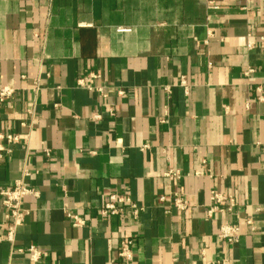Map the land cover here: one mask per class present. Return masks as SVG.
<instances>
[{
  "label": "crops",
  "instance_id": "1",
  "mask_svg": "<svg viewBox=\"0 0 264 264\" xmlns=\"http://www.w3.org/2000/svg\"><path fill=\"white\" fill-rule=\"evenodd\" d=\"M262 38L264 0H0V135L17 138L0 139V190L27 172L38 193L0 264H118L124 237L135 264H264ZM109 193L139 219L100 218Z\"/></svg>",
  "mask_w": 264,
  "mask_h": 264
},
{
  "label": "built area",
  "instance_id": "2",
  "mask_svg": "<svg viewBox=\"0 0 264 264\" xmlns=\"http://www.w3.org/2000/svg\"><path fill=\"white\" fill-rule=\"evenodd\" d=\"M119 32H126L127 29H118ZM264 40V38H262ZM252 46V42L248 44V47ZM90 79H95L97 76L91 74ZM84 81L78 80V84L82 86ZM179 85L184 88L185 93H187V85L184 78L180 79ZM90 88V87H88ZM101 92V90H98ZM11 94V90L7 88L0 89V101L5 100ZM0 139H4L7 144L14 143L17 138L10 135H0ZM8 153L5 148L0 145V163L3 157ZM28 176L27 172L23 173V178L15 182L12 188L0 190V202L4 207L5 213V228L0 232V242L5 241L9 244H13L15 240V233L19 226L22 225L27 212L22 209V200L26 196H32L37 198L38 193L30 188L24 181V178ZM164 176L169 180L179 179V173L174 170H168L165 172ZM221 198L218 194H212L211 200L219 202ZM159 201H165L164 197H160ZM233 202L230 200V206ZM172 206L178 211H185L188 208L187 201L183 199L178 194H175L172 199ZM215 208L210 209L207 212L208 216H211ZM143 211V207L131 200V198L125 194L109 193L106 200L97 208V214L102 219L117 218L118 221L125 225L129 220L136 221L139 219L140 214ZM65 218L68 220L70 225L74 228H79L84 226L85 220L77 215L70 212H65ZM247 225H251L250 220H246ZM218 239L225 241L228 244H234L238 242L240 237L239 226L222 224L217 230ZM132 240L129 237L121 238L119 241V249L117 252V257L119 259L118 264H135L133 262L132 253ZM18 251L23 252L27 255L29 262L37 263L40 259L46 256V252L40 250L36 246H28L27 248L18 249ZM211 264H229L226 261H217Z\"/></svg>",
  "mask_w": 264,
  "mask_h": 264
}]
</instances>
